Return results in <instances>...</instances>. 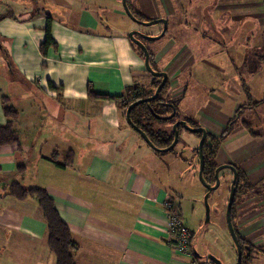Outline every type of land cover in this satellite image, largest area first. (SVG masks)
<instances>
[{"label":"crops","instance_id":"crops-1","mask_svg":"<svg viewBox=\"0 0 264 264\" xmlns=\"http://www.w3.org/2000/svg\"><path fill=\"white\" fill-rule=\"evenodd\" d=\"M135 1L137 8H133L143 15L142 1ZM106 13L119 20L126 16L121 0H0V97L6 96L19 111L15 127L20 132L19 146L0 148V264H55L36 200H18L5 192L18 164L24 165L23 185L43 187L53 198L77 245L75 264H184L188 258L170 244L164 204L176 200L181 213L184 194L179 181L185 173L192 180L193 160L179 155L176 177L160 170L163 161H170L161 155L166 152L156 154L128 125L125 110L115 101L88 96L89 89L118 95L144 79L146 71L122 28L99 29L107 20ZM150 15L162 17L154 10ZM47 16L58 49L49 48L43 55L40 44ZM173 37L159 44L154 59L156 64L165 62L160 71L168 75L167 94L178 100L181 114L183 77L194 78L185 70L191 51L185 45L176 49L179 45ZM11 71L19 74L20 84ZM219 109L206 103L194 113L199 125L215 136L231 118ZM5 122L0 99V124ZM240 135L223 143L231 146ZM248 136L246 143L257 138ZM219 149L218 164L237 165L248 148L225 152L218 162ZM171 163L175 162L166 167ZM240 165L252 185L264 181V173L258 172L259 160ZM185 193L199 213L202 193ZM245 206L244 211L252 205ZM255 212L251 222L247 216L240 217L239 233L264 243V204Z\"/></svg>","mask_w":264,"mask_h":264},{"label":"rangeland","instance_id":"rangeland-1","mask_svg":"<svg viewBox=\"0 0 264 264\" xmlns=\"http://www.w3.org/2000/svg\"><path fill=\"white\" fill-rule=\"evenodd\" d=\"M131 1L133 4L130 3V7L137 8L136 1ZM139 1H142L141 5L145 7L142 9L143 15H146L145 17L150 18V14L154 10L167 19L169 23L173 19H179L178 28L168 27L166 38L174 35L173 32H176V30H178L176 34L179 35L180 23L185 20L184 18L189 19V29L185 28L183 30L186 34L188 33L187 37L179 35L178 43L185 44V49L192 51L189 55V62L185 65V70L186 73H192L195 81L183 77L185 80V98L183 107L180 109L182 112L179 113V119H183V114H186L187 119L199 123L197 121L198 117L194 113L199 106L206 103L218 106L220 114L232 117L240 106H245L249 102L248 94L242 89L246 86L251 99L258 103L250 110H240L237 117L244 119L258 136L254 141L246 143L249 134L238 123L223 142L240 133L241 135L231 146L227 143H221L222 149H219L218 162L221 160V155H225V152L230 153L236 150L235 148H248L247 153H243V159L237 161V166L241 168L240 163L243 162H254L256 164V161L259 160L262 165H260L258 172L264 173V60L257 59V56H264V0H198L196 3L188 2V0ZM149 2L154 4H149ZM106 19L103 26L99 27L102 31L108 29L113 32L115 29L122 28L126 35L132 29L147 33L158 31L157 25L142 26L131 20L127 15L124 16L123 20H119L111 13H106ZM176 21L174 22L178 24ZM157 43H148L146 47L157 50L160 48L159 45V48L155 46ZM182 56L180 55L179 61ZM232 61L236 63L231 64ZM244 61L245 66L240 68L242 76L236 77L235 68L236 66H242ZM164 65L165 62L157 64V70L160 71ZM11 76H13L16 83L20 84L16 73H11ZM151 78L152 75L145 71L144 79L142 78L138 84L142 87L143 85L146 86L152 80ZM242 80H244V83L241 82ZM220 98L223 99V102L219 101ZM126 100L130 101L131 99L126 98ZM262 100L263 102H261ZM159 127L167 128L169 125L162 123ZM239 127L240 130H238ZM198 141L199 139L195 134L180 129L179 141L174 148V153L161 154L162 157H167L170 161H163L160 166H163V168L160 170L171 173L173 177H176L174 176V172H176L179 176V164L177 163L179 157L186 159L190 156V159L193 160L191 166L194 176L191 180L186 173L183 174L181 177L182 182L179 181V184L183 188L182 192L184 194L180 200V216L184 224H187L189 230L193 232L191 251L197 256L196 259L200 261H205L207 255H213L222 264H236V249L229 235L225 219L231 176L227 170L221 171V174H219L220 183L218 187L209 193L210 212L209 220L206 222L203 205V196L206 189L198 178V155L194 151L198 146ZM172 161L175 163H171L166 167ZM26 178H30L29 173H27ZM252 178L253 176H251ZM254 186L257 187L256 190L261 191V189H264V181H259ZM187 190L198 192V194L202 193L198 204L199 213L193 210L194 201H192V197L186 196L185 192ZM262 200H264V192H261L258 198L254 194L247 199L236 201L234 222L238 231L241 228L239 225L240 217L247 216L246 219L250 218L248 222H251L253 220L251 217L254 213H257L255 211L262 209L264 204H260ZM257 201L260 202L258 205ZM245 205L252 206H248L250 209L244 211ZM244 206L245 208L242 209ZM246 240H251L252 242L249 241V245L255 247L248 264H264V254L256 251L261 247L264 249V243L257 241L256 238L252 240V236L251 239Z\"/></svg>","mask_w":264,"mask_h":264},{"label":"trees","instance_id":"trees-1","mask_svg":"<svg viewBox=\"0 0 264 264\" xmlns=\"http://www.w3.org/2000/svg\"><path fill=\"white\" fill-rule=\"evenodd\" d=\"M197 1L198 0H194V1L188 0V2H191V3H196ZM127 4L131 12L137 18H141L145 20L152 19L149 17H145V15H142L138 10L134 9L133 7H130V0H127ZM4 16H6V14L1 15V17H4ZM184 19L185 20L180 23L179 35L187 37L188 33L186 34V32H184L183 30H185V28L189 29L188 26H190V23H189L188 18H184ZM174 21H176L178 24H176ZM172 26L178 28L179 19H175V20L173 19L171 23H169V21L167 20V29L165 31V34L158 40H153V42H147L146 46H148V43L158 42L157 45L155 46L159 48L162 42H164V39H166L165 35L168 33V27L170 28ZM50 28H51V18L47 16V24L45 27V39L40 44V52L43 55L47 53V50L49 48H52L54 51H57L58 49V45L55 43V41L51 37ZM177 31L178 30H176V32ZM176 32H173L174 33L173 38L176 44L179 45V47L177 46L176 48L180 49L181 46L183 47V45L185 44L178 43L179 35H177ZM131 45L135 49L136 53L143 59V52L141 51V49L137 45L133 44L132 42H131ZM147 49L149 52V63L154 70H157L156 68L157 64L155 62L154 57L158 49L154 50V48L151 49L150 47ZM6 55H7L6 60L8 63L9 62L8 53ZM260 58L264 60V56H257V59H260ZM232 63H236V62L232 61L231 64ZM244 63L245 61L243 62L242 66H236L235 68L236 77L242 76V72L240 68L245 66ZM12 72L15 73L14 71H11V73ZM20 79L23 80V78L21 77ZM151 79L152 80L150 81V83L146 86L142 87L139 84H133L131 86L126 87L124 91L118 95L99 94L89 89L88 96L91 98H96V99L115 101L120 107L126 110L127 106L130 103L138 99L144 98L146 96H149L154 92V89L158 85L160 78L152 76ZM241 82L244 83V80H242ZM168 88H169V82L167 80L156 98L150 100L149 102H143V103L136 105L135 107L131 109V112H130L131 121L147 134L148 138L153 143V145H155L156 147H160V148L167 147L168 145L171 144L173 140V136H174V132L172 130V124L175 121L179 120L178 100L171 99L170 95L167 94ZM242 89L248 94L249 102L245 106H240L236 110L235 114L227 121L225 127L223 128L222 132L219 135L215 136L210 133L207 134V140L210 141L211 144L208 145L207 143H204L203 145V155H204V160H205L203 175H204V178L208 182L214 181V169L218 165L215 158H216V153L221 143L228 136V134L233 131V129L238 123H240V125L248 132V134L251 137L258 136L256 133H254L251 130V126L244 119L238 118L239 116L237 117L238 115L237 113L240 110L241 111L242 109H244L243 111H245L246 109L250 110L251 108H254L256 106V103H258L257 101H253L251 99V95L246 86ZM126 98L131 99V100L127 101ZM0 99L2 103L3 113H4V116L6 117V122L4 124H0V148L5 145H14V144L19 146L20 145V132L15 127V122L19 120V111L8 103L9 99L6 96H1ZM261 102H263V100ZM151 111H153V113ZM154 114L163 116V117H166V116H169V117L160 118V117H155ZM183 119L191 126H199V123L190 121L186 117H184ZM239 120L241 121L239 122ZM162 123L164 125L168 124L169 127L167 128L159 127ZM180 129H183V127L179 126L178 128L179 133H180ZM195 136L198 137L199 139L200 134L197 133L195 134ZM178 141H179V137H178ZM175 146L170 150V152H174ZM194 151L197 153V148L194 149ZM69 152H70L69 157H72V152L71 151ZM161 153L162 152H156V154H161ZM55 164L59 167H65L67 165V164H60V163H55ZM234 166L236 167L238 171V175L240 177V184H238L237 189H236L235 200L231 208V218H232V223H233L235 232L237 234L239 244L241 245V248L243 250L241 264H248V262L251 260L253 256L255 247L249 245L250 242L246 240L235 227L236 226L234 222L235 204H236V201L247 199L250 195L252 196L254 194L255 195L261 194V192H264V189H261V191L256 190L257 187H255L248 181V179L246 178V174L237 165H234ZM23 169H24L23 164H18L15 166V173H16L15 177L12 179V181H10L9 184H7L4 187L6 194L18 200H24L29 197L36 200L38 207L41 210L43 219L46 223V232H47L46 242H47L49 250L55 256V264H75L74 251L77 248V245L72 240L71 231L68 225L61 218L58 210L55 207L53 198L48 194L45 188L39 187V186L23 185L22 179H21L23 176ZM192 235L193 233L191 232V236ZM256 251L258 253L264 254V250L262 249V247L261 249L259 248L258 250L256 249ZM192 254L195 256L193 252ZM187 259L191 260V257ZM193 259H196V256ZM209 263L213 264L211 261H209Z\"/></svg>","mask_w":264,"mask_h":264},{"label":"water","instance_id":"water-1","mask_svg":"<svg viewBox=\"0 0 264 264\" xmlns=\"http://www.w3.org/2000/svg\"><path fill=\"white\" fill-rule=\"evenodd\" d=\"M122 2V6L124 9L125 14L133 21L140 23L142 25L145 26H150V25H154V24H158V23H162V30L160 31V33L156 34V35H146L143 34L137 30H130L127 33V38L135 45H137L141 51L143 52V64H144V68L145 70L150 73L152 76L154 77H159L161 78L159 84L155 87L154 92L152 95L146 96L144 98L138 99L132 103H130L126 110H125V118L126 121L128 123V125L134 129V131H136L141 138L156 152H168L170 151L177 143L178 141V137H179V131L178 128L179 126H182L183 129H185L186 131L193 133V134H200L199 137V141H198V146H197V155H198V178L199 181L201 182V184L205 187L206 189V193L203 196V205H204V212H205V220L206 222L209 220V212H210V207L208 204V197H209V193L216 189L220 183V178H219V174L222 170H229L232 174V178H231V182H230V187H229V193H228V198H227V202H226V209H225V219H226V225H227V229L229 232V235L232 239V242L235 246L236 249V264H241V260H242V248L241 245L239 244L238 238H237V234L235 232L233 223H232V218H231V208L233 206L234 200H235V194H236V189L239 183V175H238V171L236 169V167L230 163H222V164H218L216 166V168L214 169V181L213 182H208L203 175V171H204V164H205V160H204V155H203V145L204 143H207L208 145H210V141L207 140V134L208 131L205 127L199 125V126H191L189 125L185 120L183 119H179L177 121H175L172 124V130L174 132V136H173V140L171 142L170 145H168L167 147L164 148H160V147H156L155 145H153V143L150 141V139L148 138L147 134L140 129L139 127H137L130 119V112L131 109L133 107H135L136 105L143 103V102H149L150 100L156 98L160 92V90L163 88V86L165 85L166 81L168 80V75L165 71H158V70H154L150 63H149V52L147 47L145 46L144 43H142V41L138 38L135 37V34H138L142 39H147V40H158L160 39L164 34L165 31L167 29V20L165 18H156V19H151V20H140L137 19L133 13L131 12L128 4H127V0H121ZM149 90V89H148ZM150 91V90H149ZM153 113V111H151ZM155 117H160V118H167L169 116L163 117V116H159V115H155ZM207 260L211 261L213 264H222L221 261L219 259H217L216 257H214L213 255H207Z\"/></svg>","mask_w":264,"mask_h":264},{"label":"built area","instance_id":"built-area-1","mask_svg":"<svg viewBox=\"0 0 264 264\" xmlns=\"http://www.w3.org/2000/svg\"><path fill=\"white\" fill-rule=\"evenodd\" d=\"M164 206L171 246L177 253L191 257V260H185L184 264H210L207 259L205 261L193 259L195 256L191 252V231L181 220L176 200L167 201Z\"/></svg>","mask_w":264,"mask_h":264},{"label":"flooded vegetation","instance_id":"flooded-vegetation-1","mask_svg":"<svg viewBox=\"0 0 264 264\" xmlns=\"http://www.w3.org/2000/svg\"><path fill=\"white\" fill-rule=\"evenodd\" d=\"M134 15V14H133ZM136 17V16H135ZM137 18V17H136ZM159 18H162V17H159ZM137 19H140V20H145V19H141V18H137ZM152 19H156V18H152ZM151 20V19H150ZM167 20V19H166ZM137 23V22H136ZM138 24H140V23H138ZM140 25H142V24H140ZM155 25H159L160 26V29H159V31H158V33H160V31L162 30V23H158V24H155ZM142 26H145V25H142ZM132 30H137V29H132ZM137 31H139V32H141V33H143V34H146V35H156V34H153V33H147V32H142V31H140V30H137ZM135 37L136 38H138V39H140L141 41H142V43H144L145 44V46H146V44H147V42H150V41H152V40H147V39H142L138 34H135ZM160 80H161V78H160ZM160 82V81H159ZM159 84V83H158ZM179 84H180V80H179ZM180 90V89H179ZM181 92H183V90H180V92L179 93H181ZM153 94V93H152ZM151 94V95H152ZM230 164H232V165H234L233 163H230ZM228 172H229V174H230V176H231V178H232V174H231V172L228 170ZM231 178H230V182H231ZM238 184H240V177H239V183Z\"/></svg>","mask_w":264,"mask_h":264}]
</instances>
